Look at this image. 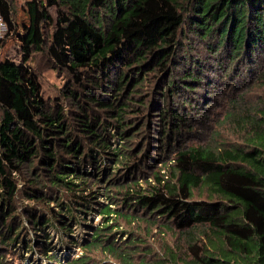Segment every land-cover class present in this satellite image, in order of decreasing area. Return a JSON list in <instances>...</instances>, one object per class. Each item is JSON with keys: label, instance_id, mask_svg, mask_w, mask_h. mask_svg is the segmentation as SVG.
<instances>
[{"label": "trees", "instance_id": "16d2710c", "mask_svg": "<svg viewBox=\"0 0 264 264\" xmlns=\"http://www.w3.org/2000/svg\"><path fill=\"white\" fill-rule=\"evenodd\" d=\"M23 6L21 59L0 60V264H15L7 255L20 245L31 250L24 222L37 237L44 230V241L30 246L41 244L56 261L47 226L70 231L79 215L86 221L97 209L102 227L81 246H99L125 264H131L122 249L128 244L119 247L99 231L133 219L128 209L156 213L185 237L188 255L169 250V264H264V100L239 113L231 100L223 120L242 129L240 143H183L198 118L193 114L212 103L219 85L264 60V0H25ZM0 15L8 25L1 46L16 28L12 0H0ZM189 34L213 39L206 53L218 57L193 54ZM36 53L69 75L63 91L69 107L44 98L31 65ZM230 64L237 65L232 73ZM101 196L110 202L97 201ZM82 256L73 263L86 264Z\"/></svg>", "mask_w": 264, "mask_h": 264}, {"label": "rangeland", "instance_id": "374dc122", "mask_svg": "<svg viewBox=\"0 0 264 264\" xmlns=\"http://www.w3.org/2000/svg\"><path fill=\"white\" fill-rule=\"evenodd\" d=\"M12 2L16 9V28L13 35L4 42L0 60L11 59L19 62L22 51V36L28 21L23 6L25 0H12ZM49 11L53 19H55V6H51ZM50 32L51 28L46 32V35ZM188 37L191 38L193 54H200L208 61L218 57L206 53L208 52L206 48L207 40L212 42L213 39L200 40L193 37L192 34H189ZM224 59H221L219 63L224 65ZM31 65L38 75L44 98L48 100L54 99L55 101L59 99L64 108L69 107V98H65L63 95V91L69 85V75L61 69L54 68L46 56L39 53L33 54ZM257 65L259 67H256ZM226 66L227 63L225 64V70ZM231 66L230 64L228 71L232 73L237 68V65L235 67ZM243 73L244 75L242 76L241 74V78L231 74L228 77L229 79H225L223 84L219 85L218 92L213 95L212 103L204 110H200L199 113H192L193 115H198V118L194 121V129L185 134L183 143L212 145L217 148L223 144H225V147H229L240 143L243 135L242 129L238 127L236 122L232 123L225 121L226 119L223 120V116L227 112L232 111L231 100L236 99L239 107L238 109H233V111L238 113L240 109H250V107L254 109L261 100H264V60H261L256 65L249 66V70H245ZM191 118L193 119L192 116ZM140 183L145 187L143 181ZM107 187V185H102V191ZM111 195L119 197L115 194ZM194 199H207V196L195 193ZM112 200V205L118 206L115 203H119V201H116L115 198ZM97 201H101L104 205L110 202L103 199V196ZM55 209L58 211L59 208L56 207ZM42 210L43 212L47 211L46 208ZM123 212L128 213V215L131 214L133 219L128 221L125 217L119 218L116 228L111 230V226L102 229L99 231V236L102 239L107 238V240L115 241L119 247H126L125 245L128 244L129 247L127 249H122L128 255L126 260L131 264H157L158 261L169 264L170 262L167 261L169 250L180 257L188 255L185 237L180 235L179 231L175 229L171 222H167L165 218L159 217L156 213L150 214L148 210L142 209L137 211L128 209ZM79 217L80 220L74 223L70 231L69 228L66 230L60 229L59 225L55 223L47 226L46 232L50 234L48 238L50 253L54 252L57 255L58 259L56 261H53L52 258L48 259L44 255L40 248L41 244L30 246L33 243H39L36 241L37 238L44 241V236L42 235L44 230L37 231V237L32 227L27 225L26 222H24L23 241L27 242V247L29 244L31 250H25L20 245L14 257L7 255V259L10 257L11 261H15V264L16 258L20 260L22 257L27 258V264H77L76 262L73 263L74 260L83 254L82 257L87 260L86 264H125L120 259L106 255V252H103L99 246L91 250L84 249L81 246L87 243V240L92 236V232L102 227L103 222L98 214V209L89 211L86 221H83V215H79Z\"/></svg>", "mask_w": 264, "mask_h": 264}, {"label": "built area", "instance_id": "2783aa9c", "mask_svg": "<svg viewBox=\"0 0 264 264\" xmlns=\"http://www.w3.org/2000/svg\"><path fill=\"white\" fill-rule=\"evenodd\" d=\"M7 31H8V25H7L6 21L4 20V18L0 15V39H3V38L5 37ZM11 35H13V33H12ZM11 35H10V36H11ZM10 36H8L7 38H5V41H6V39H8ZM3 45H4V44H2V45L0 46V53H1V49L3 48Z\"/></svg>", "mask_w": 264, "mask_h": 264}]
</instances>
